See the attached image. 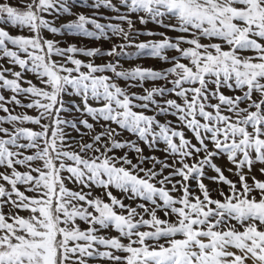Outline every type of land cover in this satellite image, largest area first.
I'll use <instances>...</instances> for the list:
<instances>
[{"label": "snow or ice", "instance_id": "6c2138e0", "mask_svg": "<svg viewBox=\"0 0 264 264\" xmlns=\"http://www.w3.org/2000/svg\"><path fill=\"white\" fill-rule=\"evenodd\" d=\"M91 7L111 9L117 15L108 19L119 23L77 15L68 0H0V25L20 30L0 27V264H264V179L252 175L259 164L264 176V0H94ZM54 14L76 19L57 27L47 18ZM137 20L179 35L142 31ZM45 31L122 42L65 48ZM139 35L160 39L133 43ZM78 54L171 66L124 69L119 60L96 64ZM148 81L164 84L144 87ZM136 87L142 93L130 91ZM73 111L79 117L67 118ZM69 128L80 140L70 142ZM124 131L136 140L118 139ZM139 142L153 150L162 143L165 158L145 156ZM221 157L238 180L215 163ZM206 179L228 191L218 187L214 198Z\"/></svg>", "mask_w": 264, "mask_h": 264}, {"label": "rangeland", "instance_id": "374dc122", "mask_svg": "<svg viewBox=\"0 0 264 264\" xmlns=\"http://www.w3.org/2000/svg\"><path fill=\"white\" fill-rule=\"evenodd\" d=\"M10 2L13 3L14 5L22 6L26 2V0H10ZM68 3L72 7V11L74 13H76L77 15L78 14H84V15H87L89 17L95 18L100 23H104V24L119 23V21L108 19V18H111V17H114L115 15H117L111 9H107L104 7L96 9V8L91 7V5L94 3V0H86V2H85V0H68ZM113 3H116L119 6V0H113ZM125 11H126V9L123 6H121V12H125ZM47 18L50 20H54L55 26L59 27L63 24L70 22L71 20L76 19V15L62 14V15H59V17L57 18L56 15L54 14L53 16H48ZM132 18L135 20L134 15ZM171 23H175V21L173 20V21H171ZM124 26L126 27L127 25L125 24ZM135 26L137 29H140V30L145 31V32L146 31H153V32L166 31L167 35L170 37H175V36L179 35V33L165 30V29L161 28L159 25L152 23V22H149L147 25H142L137 20ZM0 27H4L6 30L10 31L12 34H19V32H20L19 29L14 28L11 25H0ZM88 27L90 30H95L94 26H92V25H88ZM24 34H28V33L25 31ZM44 35L49 39H55V40L59 41V45L61 47H65V48L70 46V45L75 44L77 47H80V48H86V49H88V48H100L101 50H108L114 44H118V43L122 42V40L120 38H117V37H113L111 40H107V39H104L102 37L101 39L97 40V39L92 38V37L77 36V35H72V34H68V33H64V34H60V35H54V34H51L47 31H45ZM158 39H160L159 36L139 35V36L135 37L133 43L147 42L149 40H158ZM126 51L130 52V53H135L136 49L134 47H131V48H127ZM167 54L169 56L176 55V53L172 50H169ZM78 58L81 60H84V61H88L89 59H93L96 64H103V63L108 62L109 60H111V61L119 60L120 64L123 66L124 69H130V68H133L137 65H141L145 68H153L156 70H163V69H166V68L171 66L170 64L163 62L159 59L150 58V57H146V56L134 57L132 59H128V58L123 57V56H121V57L103 56V57L89 58V57L78 54ZM56 59H61V58L56 57ZM69 66H71V65H69ZM26 75H27V78L32 79L34 83H37V84L39 83L31 73H28ZM109 75H112V74L109 73ZM117 83H119L121 87L127 86V82L124 80H117ZM163 84H164L163 81H157V82L148 81V82H145L144 87H152L155 85H163ZM130 91L140 94V93H142L143 90L139 87H136V88H131ZM222 91H224V93L226 95L238 94V93H233L231 90H228V89H222ZM4 94L6 96L9 95L8 92H5ZM71 100H75L76 103H80L79 97L65 96L66 102H69ZM26 102L27 101L25 100V103ZM90 103H92L94 106H97L95 101H90ZM15 111L17 113L27 111L28 114L36 115L35 110H26V109L16 107ZM0 115H5V114L3 112H0ZM79 115L80 114L76 113L75 111H73V113L70 115L66 114L67 118H69V119H72L73 117H79ZM161 119L163 120L164 117H161ZM168 119L174 120L173 117H168ZM90 122H93V121H91V119H90ZM101 123H103V122L101 121ZM28 126L29 127H35L33 125H28ZM113 127H116V126L113 125ZM67 131L70 133V137L74 138V139H70L71 143H75L76 141L80 140L79 133L73 131L70 128L67 129ZM81 131L83 132V131H87V130L81 126ZM97 131H99V127H97ZM186 135L191 137V133L186 132ZM118 139L136 140V137L133 136L132 134L124 131V132H122V135L120 137H118ZM84 140H85V142H88L89 137L86 136L84 138ZM193 142L195 143L194 140H193ZM139 143H140V146L144 149V155L145 156H156L160 159L165 158L166 154L162 151V149L164 148V145L162 143L159 145V149H161V150L149 149L145 144H143V142H139ZM124 151L125 150H116V155H123ZM128 155L130 156V158H133L134 162H136L135 161L136 154L134 152H129ZM169 162H171V160H169ZM215 163L218 166H220L222 169H224L225 175L228 176L230 179H232L234 181L238 180L237 176L233 175V173H231L227 170L228 168H231L233 166L228 163L226 157H221V158L215 160ZM151 164H152L151 161H146L144 166L145 167H151ZM158 167L159 166H157V168ZM260 167H261V165H259V164L256 165L253 169L252 175H255L258 179H264V176H262L259 172ZM21 170H23V169H21ZM233 171H234V169H233ZM165 174H167V172ZM206 174L208 176H215L216 175V173L211 169H206ZM204 182L212 190V194H213L214 198H219L218 193L215 191L218 187L222 188L225 192L228 191L227 186H225L223 184L217 185L215 182L207 180V179ZM249 182H251V181H249ZM190 183H191L192 189L196 190L198 193V189L196 188V182L191 181ZM67 186L71 189H74V190H78V188H79L78 185L72 184V183H68ZM101 191L102 190H100V189H93L94 195H100ZM113 194L116 195L118 198L124 199V194L121 193L119 190L113 189ZM175 195H178V193ZM125 202L126 203H133L132 201H128V200H125ZM6 211H7V209H6ZM21 215H27V213L22 212ZM161 215H163V214L161 213ZM111 235H116V233L112 232ZM92 264H100V262L94 261V262H92Z\"/></svg>", "mask_w": 264, "mask_h": 264}]
</instances>
